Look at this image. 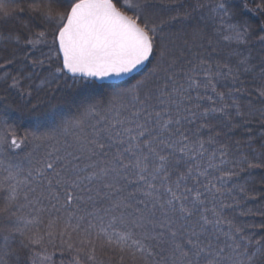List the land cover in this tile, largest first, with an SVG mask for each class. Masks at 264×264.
Instances as JSON below:
<instances>
[{"label": "snow or ice", "instance_id": "snow-or-ice-1", "mask_svg": "<svg viewBox=\"0 0 264 264\" xmlns=\"http://www.w3.org/2000/svg\"><path fill=\"white\" fill-rule=\"evenodd\" d=\"M150 7L149 0H28L27 9L41 26L23 37L24 44L32 49L48 45L49 54L25 55L23 66L30 65L31 71L11 77L8 87L19 90L24 88L21 79L30 81L20 91L23 98L61 91V81L70 79L72 91L63 93V103L76 111L71 116L59 108L50 111L47 131L18 138L6 125L0 134V156L32 146L24 157L26 166L12 154L0 159L5 173L0 177V264H18L12 260L18 252L11 241L43 223L45 213V234L67 237L72 264H102L98 242L118 250L121 260L130 256L134 264H264V235L257 239L248 231L264 233V219L241 226L230 216L242 199L257 197L247 195L246 185L228 187L235 168L264 169V108L255 107L257 99L264 105V26L258 32L247 22L225 27V18L237 13L229 0H217L212 12L221 21L223 40L237 46L229 53L235 63L214 66L189 47L192 58L185 69L179 64L184 52L177 55L163 32L170 21L157 24ZM18 9L24 10L0 0V25ZM248 10L264 14V0ZM178 17L179 12L171 20ZM191 17L184 13V19ZM192 37L204 40L203 29L193 28ZM20 40L17 35L16 44ZM207 45L216 51L211 37ZM148 63L152 68L141 79L119 86L117 81ZM249 74L259 80L251 91L240 79ZM7 78L5 73L0 79ZM229 79V91H218L219 81ZM246 95L252 99L245 104ZM253 120L259 121L258 135ZM229 133L241 138L232 141ZM259 197L264 199V190ZM23 207L36 215H18ZM239 215L264 217V210H241ZM27 240L21 241L25 248L39 245L42 237L32 232ZM37 257L51 259L37 252L33 264Z\"/></svg>", "mask_w": 264, "mask_h": 264}, {"label": "trees", "instance_id": "trees-1", "mask_svg": "<svg viewBox=\"0 0 264 264\" xmlns=\"http://www.w3.org/2000/svg\"><path fill=\"white\" fill-rule=\"evenodd\" d=\"M14 5H21L23 11L17 10L16 16L9 21L7 24L0 25V65H4L3 68H0V78L5 76L7 73V80L0 79V134L5 133V126H10L7 130L15 131L18 138L23 137L26 132L33 131H47L48 125L50 123L48 119V113L53 109L59 108L62 109L67 115L71 116L75 113V108L73 107L69 110L63 103V93L66 91H72L69 88V85L72 84V81L69 79L67 82L61 81V91H52L40 92L39 94L33 92V95L28 96L24 95L22 98L20 91H23L24 88H27L28 84L31 83L25 79H21V84L24 86L22 89H11L8 85L11 84V77L16 76L20 77L21 74L27 76V73L31 71V66L27 69L24 68V57L27 55L29 58H42V54L47 56L49 54L48 45H40L36 49H32L30 46L25 45L23 37L28 35L29 32H36L40 30L41 21L39 17H34L27 9L28 0H10ZM216 0H149L150 11L154 13V20L157 24L161 20L170 21V23H165L163 27L164 34L169 37L173 43L171 46L174 47L176 54L179 55L181 51L184 52V56L181 58L179 64L182 65L185 69L189 67L185 63L186 60L191 59V52L199 51L203 53L206 59H209L213 65L217 62L224 63L227 60L235 63V57H230L229 53L236 48L237 46L234 43H229L228 41L223 40L222 33L218 30L221 28V21L218 17H214L211 13L204 15L208 10L211 11V8L216 3ZM258 0H229L230 5L236 11L237 15L229 20L225 18L224 26L226 27L227 23H235L236 21L247 22L254 32L264 26V14L258 12H252L248 9L255 7V3H258ZM204 5L203 7H197L198 4ZM248 4V9L244 8V4ZM167 4V5H166ZM166 5V6H165ZM196 8V11L193 12L192 9ZM179 12V17L177 20H171L172 16H177ZM192 13V17L189 19H184V13ZM213 13V12H212ZM203 18H206L208 21L207 24L210 25L204 26L201 24ZM199 27L203 29L205 39L193 41L192 31L193 28ZM20 36L21 40L19 44H16L15 37ZM11 38H8V37ZM211 37L213 40V45L216 49L215 52L211 51V48L207 45V38ZM185 41H188V46H185ZM50 43V39H49ZM195 44L197 47H192ZM203 44L204 47L200 48L198 45ZM191 47V52L189 51ZM7 60H13L12 64H7ZM195 62V61H194ZM152 64L149 63L145 71L134 77L133 79L119 85L120 87L127 88L131 84H134L137 80L141 79L150 69ZM37 71H41L37 69ZM47 73H45L46 75ZM240 79L244 81L242 87L251 91L255 84L259 83V80L253 81L252 76L241 75ZM34 83H39L35 81ZM231 84V80L228 81L221 80L218 83V91L228 92ZM53 88H56L57 85H53ZM100 92L104 91L103 89L98 90ZM109 91H111L109 89ZM249 99H252L250 96H245L243 103H247ZM33 105H36V108L33 109ZM255 107L260 109L264 108L259 100L255 101ZM252 128L256 130L257 135L261 131L260 124L258 120H253ZM208 132L205 131L203 138L207 139ZM229 136L232 137V141L240 139L239 135H233L229 133ZM8 142L10 143L11 135L7 136ZM225 142L231 143L232 141H226L225 138H221ZM31 144L22 145L20 149L12 150L8 149L0 159H3L5 156L12 154L14 160L23 162L26 166V161L24 157L26 153L31 150ZM246 151V149H244ZM231 167V165H230ZM236 176L232 178L229 182L228 187L232 188L233 185H246L248 191V196H256L257 199H242L240 202V207L236 208L235 213H230L231 215L236 216V222L241 226L256 223L258 224L264 217L259 215L253 216H240L239 213L241 210L252 209L253 211L264 210V199L259 197L260 191L264 190V184L261 183V177H264V169H252L249 170L245 167V170L241 171L240 168H235ZM5 175V173L0 172V177ZM255 189V191H253ZM238 194V189H237ZM4 194L0 193V207H3L4 204ZM231 202V201H229ZM23 203V201H21ZM18 215L25 218L31 219L36 215L28 207L20 208ZM43 221L48 220V215L45 213L42 216ZM2 220V217H0ZM2 226V224H0ZM250 232L256 233V238L259 239L261 235H264L259 229H248ZM36 232L39 236L42 237V241L39 245H30L28 248L23 247L21 241L24 244L28 243L27 237ZM49 236H46L45 232L42 231L41 223L38 225L30 226V231H26L25 236L22 237L19 234H16L15 239L11 241L12 247L15 248L18 252V256H13V261H18V264H33V255L34 253H41L42 255H48L51 257L50 260L41 262L37 257L35 264H69L73 261V254L68 251L67 246L60 245L58 236L53 237V243L47 240ZM78 237L74 234L73 239ZM4 241L0 238V246H3ZM97 248L106 249V247H100L99 242L97 243ZM110 251L109 253H102L100 258H97L98 261H101L102 264H134L132 258L128 255L124 256V259L121 260V254L118 250ZM70 263V264H71Z\"/></svg>", "mask_w": 264, "mask_h": 264}, {"label": "rangeland", "instance_id": "rangeland-1", "mask_svg": "<svg viewBox=\"0 0 264 264\" xmlns=\"http://www.w3.org/2000/svg\"><path fill=\"white\" fill-rule=\"evenodd\" d=\"M217 1V0H216ZM259 1V0H258ZM201 4V3H200ZM167 5V4H166ZM165 5V6H166ZM209 13H211L212 15H214L213 13H212V8H211V11L210 10H208L206 13L204 12V15H207V14H209ZM207 20H206V18H203V22L201 23V24H203L204 26H207V25H210V23L209 24H207ZM47 221L48 220H44V222L43 223H41V225H42V231L43 232H47V227H46V225H47ZM47 236V235H46ZM56 236H58V239H59V244L60 245H64V246H67V243L65 242V241H67V237H64V239L62 240L61 239V237L59 236V235H56ZM47 240L49 241V242H51V243H53L54 241H53V237H49V238H47ZM76 240H78V238L77 239H73V241H76ZM108 250H110V251H114V250H111V248H107ZM110 251H106V249H101V248H97V252H96V255H97V258H100V256H101V254L102 253H109ZM73 254V253H72ZM74 255V254H73ZM71 263V262H70ZM69 263V264H70ZM72 264V263H71Z\"/></svg>", "mask_w": 264, "mask_h": 264}, {"label": "water", "instance_id": "water-1", "mask_svg": "<svg viewBox=\"0 0 264 264\" xmlns=\"http://www.w3.org/2000/svg\"><path fill=\"white\" fill-rule=\"evenodd\" d=\"M148 64H149V63H148ZM148 64H147V66H148ZM147 66H146V67H147ZM146 67L143 69V71L146 69ZM143 71H141V72H139V73H134V74H132V75L129 76V77H124L121 81H117V83H118L119 85H121V84H123V83H125V82H127V81H129V80H131V79H133L134 77H136V76L142 74Z\"/></svg>", "mask_w": 264, "mask_h": 264}]
</instances>
